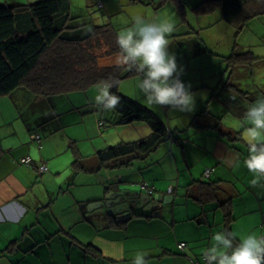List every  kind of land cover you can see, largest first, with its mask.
Masks as SVG:
<instances>
[{
    "label": "crops",
    "instance_id": "0c3cea01",
    "mask_svg": "<svg viewBox=\"0 0 264 264\" xmlns=\"http://www.w3.org/2000/svg\"><path fill=\"white\" fill-rule=\"evenodd\" d=\"M37 1L0 0V4L18 9ZM169 1L86 0L89 10L74 14L70 0L73 28L66 29L65 36L72 39L90 34L83 33L92 25L80 22L84 14L95 20L93 30L110 24L116 33L131 27L137 16L172 22L175 29L168 37V51L184 70L181 81L191 85L195 111L147 104L135 73L120 81L119 91L150 108L168 129L150 150L102 161L100 152L112 144L105 141L107 126L102 127L105 120L99 117L109 116L117 123L119 116L96 106L95 124L102 127L96 136L85 114L78 115L83 108L76 105L66 109L64 113L72 114L66 120H61L64 113L55 117L56 108L48 105L46 113L32 117L37 127L30 136L14 138L0 132V264H132L141 252L148 264H204L216 232H236L237 243L253 233L264 237V181L256 187L250 184L253 177L243 164L248 145L242 124L247 107L264 98V81L259 79L264 71H255L256 65L264 64V56L258 55L261 58L251 67L231 65V54L221 43L228 35L233 43L236 29L223 20L221 6L213 0H174L177 5L167 10ZM95 6L101 9L96 15ZM188 6L210 13L207 24L192 26ZM207 6L210 10L203 11ZM212 14L217 21L210 20ZM114 57L110 64H115ZM215 87L223 91L217 94ZM42 97V102L52 98ZM35 133L41 135V143L33 138ZM95 138L105 140L95 145ZM116 141L113 146L140 139L126 141L120 136ZM26 156L32 157V164L20 162ZM237 156L238 162L233 159ZM76 159L81 161L79 168L74 166ZM43 163L48 170L41 173L37 166ZM206 169H213L210 177L204 175ZM98 177L110 189L145 192L141 185L149 183L156 188L146 206L150 208L123 220L103 212L89 214L83 205L104 194ZM203 181L221 187L218 197L206 194L209 185ZM171 186L174 190L169 193ZM226 201L233 217L230 222L221 206ZM183 242L186 247L181 249Z\"/></svg>",
    "mask_w": 264,
    "mask_h": 264
},
{
    "label": "trees",
    "instance_id": "16d2710c",
    "mask_svg": "<svg viewBox=\"0 0 264 264\" xmlns=\"http://www.w3.org/2000/svg\"><path fill=\"white\" fill-rule=\"evenodd\" d=\"M212 3L221 6L223 20L235 26V37L248 29L249 21L264 14V0H213ZM70 9V0H40L18 9L0 4V97L20 87L28 89L36 97H53L84 91L112 77L116 83L110 91L120 97V104L113 110L119 116L117 123L141 120L147 122L153 131L140 141L102 150L101 160L150 150L167 136L168 129L150 108L119 91L120 81L134 75L135 71H127L116 63H106L113 60L119 51L115 43L117 33L110 24H106L81 39L65 36L66 29L73 28L71 22L74 17ZM260 58L251 51L241 55L233 52L229 63L251 65ZM2 152L0 145V156ZM74 166L81 167V161L76 159ZM201 183L209 185L206 194L218 197L221 187L216 182ZM201 190L204 191L203 188ZM221 206L225 207L226 220L230 222L233 217L229 201L221 203Z\"/></svg>",
    "mask_w": 264,
    "mask_h": 264
},
{
    "label": "clouds",
    "instance_id": "9594fccd",
    "mask_svg": "<svg viewBox=\"0 0 264 264\" xmlns=\"http://www.w3.org/2000/svg\"><path fill=\"white\" fill-rule=\"evenodd\" d=\"M174 29L175 25L167 19L148 21L135 17L131 27L117 33L115 43L119 51L115 63L139 75L137 87L147 104L190 113L195 111V94L191 92L190 84L181 81L184 70L178 66L175 54L168 51V37ZM115 83L110 77L94 86L97 108L113 111L118 107L120 97L110 91ZM242 124L248 145L243 164L253 177L251 186L256 187L264 181V98L247 107ZM233 159L239 161L238 156ZM236 241V232H216L204 253L205 264H264V237L253 233L240 238L238 243ZM132 264H148L146 254L137 253Z\"/></svg>",
    "mask_w": 264,
    "mask_h": 264
},
{
    "label": "rangeland",
    "instance_id": "374dc122",
    "mask_svg": "<svg viewBox=\"0 0 264 264\" xmlns=\"http://www.w3.org/2000/svg\"><path fill=\"white\" fill-rule=\"evenodd\" d=\"M170 4L167 6V10H169L170 5L174 6L177 5L176 1L170 0ZM86 0H74L72 11L74 14L84 12L85 10H89L86 5ZM175 7V6H174ZM93 12V8L90 9ZM210 10L208 6L203 9ZM101 9H98L95 6V15L100 13ZM188 16L191 20L192 26L199 28L207 24L209 21V14L210 13H202L199 12V9H192L190 6L187 8ZM207 15V16H205ZM91 14H84L81 16L80 22H91V29L83 31V33H91L93 31V26H95V20H90ZM93 16V14H92ZM200 16H205L203 20H198ZM180 17V16H179ZM212 19L217 18L215 14H212ZM219 22V21H218ZM217 22V23H218ZM104 23V22H103ZM88 24V23H87ZM102 24V23H101ZM100 25V24H99ZM230 34V33H228ZM238 42L236 46L233 45L234 42ZM234 42L232 43V37H222V46H224L227 51L226 54L229 56L230 54L236 52L237 55L245 54L246 52H255V55L264 56V14L258 16L255 19H252L248 23V29L242 31L238 36L234 37ZM187 40L185 39V46L188 47ZM200 45V43H199ZM226 45V46H225ZM213 48H217L213 46ZM212 49V48H211ZM187 52V51H186ZM103 54V52H100ZM101 54V55H102ZM105 63V59L103 60ZM106 63L110 64L108 61ZM248 64H241L238 63V66H244ZM256 73L264 71V64H258L255 68ZM229 75V74H228ZM260 80L264 81V78H259ZM258 79V80H259ZM96 85V84H95ZM95 85L90 86L87 90L82 91H72L67 92L63 95L53 96L51 99H46L45 101H41L40 98L42 96H37L34 99V94L27 90L24 87L17 88L11 94L1 96L0 97V132L6 136L13 135L14 138H19L20 136H30L32 132L35 131V126L32 122V117L34 115H38L43 111L46 113L47 106L51 105L53 108H56L54 114L57 115L64 113L66 109L70 108L72 105L81 106L83 108L82 111L78 112V115L85 114L83 116L87 123L93 125L95 127V131L91 129V132L96 136L97 134H101L102 132L99 129L102 127L107 126V132L105 134V141H108V144H116L118 141L117 138L120 136L123 137L126 141H136L145 138L150 132L151 128L149 124L145 121L137 120L128 124H119L116 123L111 117L109 116H102L104 121V126L99 127V122L95 124V103H94V96L96 94ZM223 91L222 88L218 89L215 87L213 90L217 94ZM232 96V95H231ZM215 96H213L214 98ZM222 95H219L221 98ZM91 104V105H90ZM85 105V106H84ZM83 106V107H82ZM160 112V111H159ZM202 112V111H201ZM72 115L71 113H64L61 117V120H66L70 118ZM55 119H53L54 121ZM99 128V129H98ZM40 133L44 135V131L39 130ZM97 132V133H96ZM37 134V133H35ZM102 138H95V145H97V141ZM100 141V140H99ZM91 152V151H90ZM102 177H98L97 181L100 183Z\"/></svg>",
    "mask_w": 264,
    "mask_h": 264
},
{
    "label": "water",
    "instance_id": "95a60500",
    "mask_svg": "<svg viewBox=\"0 0 264 264\" xmlns=\"http://www.w3.org/2000/svg\"><path fill=\"white\" fill-rule=\"evenodd\" d=\"M101 183L104 185V194L87 206L83 205L88 209L89 214L103 212L109 217L116 216L123 220L125 217L140 216L141 210L144 211L150 208L146 207L151 202L150 194L146 191H134L131 188H121L119 186L110 189L104 184L103 180Z\"/></svg>",
    "mask_w": 264,
    "mask_h": 264
},
{
    "label": "built area",
    "instance_id": "2783aa9c",
    "mask_svg": "<svg viewBox=\"0 0 264 264\" xmlns=\"http://www.w3.org/2000/svg\"><path fill=\"white\" fill-rule=\"evenodd\" d=\"M103 123H101V125H102ZM33 138L35 139V140H37L39 143H40V141H41V137H40V135H38V134H36V135H33ZM31 161H32V159H31V157L30 156H26V157H24V158H22L21 159V162L23 163V164H30L31 163ZM38 170L41 172V173H43V172H45L46 170H47V167H46V165L45 164H43V165H41V166H39L38 167ZM212 171H213V169H206V171L204 172V175L206 176V177H210V175H211V173H212ZM141 188L144 190V191H146L147 193H149V194H153L155 191H156V188L154 187V186H152V185H150L149 183H144L143 185H141ZM173 187L171 186L170 188H169V193H172L173 192ZM179 247L181 248V249H184L185 247H186V243H180L179 244ZM205 262V261H204ZM198 264H201V263H198ZM205 264V263H204Z\"/></svg>",
    "mask_w": 264,
    "mask_h": 264
}]
</instances>
